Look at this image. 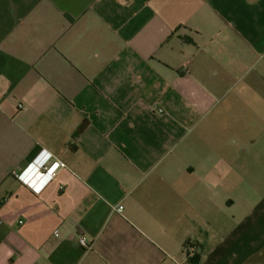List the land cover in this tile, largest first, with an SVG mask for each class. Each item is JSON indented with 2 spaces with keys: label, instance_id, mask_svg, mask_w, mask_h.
Listing matches in <instances>:
<instances>
[{
  "label": "crops",
  "instance_id": "0c3cea01",
  "mask_svg": "<svg viewBox=\"0 0 264 264\" xmlns=\"http://www.w3.org/2000/svg\"><path fill=\"white\" fill-rule=\"evenodd\" d=\"M0 264H264V0H0Z\"/></svg>",
  "mask_w": 264,
  "mask_h": 264
},
{
  "label": "built area",
  "instance_id": "2783aa9c",
  "mask_svg": "<svg viewBox=\"0 0 264 264\" xmlns=\"http://www.w3.org/2000/svg\"><path fill=\"white\" fill-rule=\"evenodd\" d=\"M51 159L52 155L44 151L27 170L18 175V179L33 192L40 193L44 187L55 180L59 170L65 166L61 161L51 162ZM123 209L122 205H118L114 211L121 214ZM56 236H58V233H56ZM79 244L87 250L92 249V245L83 236L79 239Z\"/></svg>",
  "mask_w": 264,
  "mask_h": 264
},
{
  "label": "trees",
  "instance_id": "16d2710c",
  "mask_svg": "<svg viewBox=\"0 0 264 264\" xmlns=\"http://www.w3.org/2000/svg\"><path fill=\"white\" fill-rule=\"evenodd\" d=\"M87 125H88V122H87V120H85L83 122L82 126L80 127V132L83 131L87 127Z\"/></svg>",
  "mask_w": 264,
  "mask_h": 264
}]
</instances>
